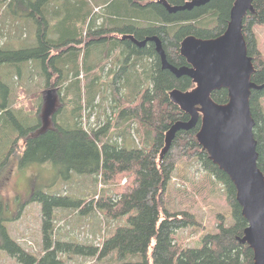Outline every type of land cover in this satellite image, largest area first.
I'll use <instances>...</instances> for the list:
<instances>
[{
	"label": "trees",
	"instance_id": "obj_1",
	"mask_svg": "<svg viewBox=\"0 0 264 264\" xmlns=\"http://www.w3.org/2000/svg\"><path fill=\"white\" fill-rule=\"evenodd\" d=\"M9 1V8L17 9V12L32 7L33 12L29 15L27 13L25 17L35 18L39 23V31L35 34L34 47L8 50L0 45V68L3 65L19 68L24 63L39 61L42 62L43 70L47 75L48 88L63 86L68 78L67 65L60 60L59 63H63V68L58 65L59 76L53 79L54 73L50 72V68H55V62L60 59L59 54H54L53 51L59 52L62 48L72 45L67 52L72 57H77L74 53L76 47L73 46L82 43L80 38L84 35V27H96L98 24L101 25L98 29L102 30L103 26L107 27L109 23L113 26L110 31L122 37L118 40L112 35V40H116L113 45L115 42L118 45L125 44L126 50L123 53L126 61L129 62L132 55L137 58L149 57L153 60V67L150 73L151 86L139 97L138 102L135 103V95L128 99L121 96V104L127 100V106L119 107L117 123L114 124V119L109 116L107 123L94 127L91 131L84 128L80 88L77 89L79 96L75 98L77 106L72 107L73 119L66 125L59 124L53 119V124L43 129V115L40 117L42 122L27 125L12 111L11 88L0 76V131L5 134L6 129H9L7 117L13 120L19 130L8 154L0 163V178L11 167L10 161L16 155L19 157L21 168L32 164H52L61 166L70 173L100 177L101 182L113 186L116 185L115 183L120 184L122 179L131 175L125 187L117 184L119 191L114 196L109 197L105 194L101 198L98 196V200L74 201L68 196L47 194L44 191L33 194L32 202L42 206L43 253L38 256L27 251L4 226H0L3 235L0 251H6L19 264H68L73 257L84 260L95 259L99 262L106 260L110 264H254V252L239 241L244 236L248 222L238 204L236 187L228 175L214 165L197 140L201 121L193 130L177 133L169 151L162 157V152L167 146V133L172 126L179 121L190 120V116L172 102L171 93L193 90L195 87L193 80L186 76L177 78L169 70L163 69L155 43L147 42L145 46L139 47L135 42L127 39V36H131L135 41H144L157 37L171 64L176 67L188 66L186 58L181 53L183 42L190 37L211 40L224 34L236 0H211L208 4L194 7L192 10L177 12H170L166 4L177 7L192 0H123V2L113 0L111 3V0L102 3L101 0H83V2L69 0L68 5L56 0L51 11H48V6H44L43 9L38 8V12L35 9L36 3L32 0H2L0 10L6 7L4 3L8 4ZM90 2H93L94 9L109 5L108 15L112 13L110 18L104 19L103 23L94 20L91 17ZM253 6L255 12L245 17L243 33L249 56L253 58L255 65L252 80L257 85L264 86V61L258 50L254 31L255 27L264 26V0H256ZM59 8L66 12L64 18L60 16ZM137 11H142L144 17H137ZM49 12H53L57 19L47 20L45 13L48 16ZM141 19L142 23L145 22V27L139 25L138 20ZM50 26L63 36L53 40L48 38ZM59 26L62 27V32L59 31ZM99 33L106 34V31ZM104 39L99 40L100 45L107 44L103 42ZM89 59L90 57L86 62ZM72 63L75 65L73 68L76 69L74 78H78L79 59L75 58ZM131 65L134 66V70L129 71V74L135 75L136 61L128 66ZM125 70L126 68H123L120 72L111 73H114V79H119ZM59 77L63 79L60 84ZM135 83L139 86L141 82L137 79ZM69 87L66 89L70 90ZM87 95L89 96L90 93ZM212 98L218 104H227L228 90L215 91ZM94 99L95 97L88 98L89 106H93ZM263 100L264 88L252 92L250 104L256 123L254 134L258 143V165L264 173ZM118 111H114L113 114ZM136 123L146 127L147 136L152 139L151 143L145 140L142 147L139 144L136 145L137 147L134 146L135 141L134 145L128 144L131 142L130 137L135 136L137 139ZM122 124H127L128 140L124 137V133L118 131ZM117 132L121 134L116 135ZM20 142L25 144L22 151ZM178 155L190 158V161L197 159L201 163L209 179L223 187L231 210L233 223H228L225 214H219L218 232L201 235L197 242L200 248L180 243L182 239L180 232L199 229L201 224L197 215L187 209L180 212L173 211L171 204L165 201L177 167L175 159ZM187 180L191 183L192 178ZM84 210L88 215L84 218H95V214L104 217L100 216L105 237L94 242L96 237L87 243L65 241L66 236L58 232L59 221L68 220L73 214L80 216ZM124 218L128 219L126 224L118 225V221Z\"/></svg>",
	"mask_w": 264,
	"mask_h": 264
},
{
	"label": "rangeland",
	"instance_id": "obj_2",
	"mask_svg": "<svg viewBox=\"0 0 264 264\" xmlns=\"http://www.w3.org/2000/svg\"><path fill=\"white\" fill-rule=\"evenodd\" d=\"M32 1L36 3V11L40 7L43 9L44 6H48V11H51L50 9L53 8L52 6L56 0ZM59 1H63L65 5L69 4V0ZM104 1L101 0L100 3ZM79 2H83V0ZM120 2H123V0H120ZM90 3L92 5V7L90 6L91 17L94 20H99L103 23L104 19L107 20L112 15V13L108 15L110 11L108 8L109 5L94 9L93 2ZM9 4L10 1L8 4L4 3L6 7L0 10V45L8 50H21L34 47L36 45L35 34H38L39 23L33 17H25L27 13L29 15L33 12L32 7L25 8V11L17 12V9L9 8ZM137 12V17H144L142 11ZM59 13L62 18L66 16V12L61 8H59ZM45 16L47 20L51 18L57 19L53 12H49L48 16L45 13ZM120 22L123 21L120 20ZM138 23L141 27L146 26L144 25L145 22L142 23V19L138 20ZM111 25L112 23H109L107 27L104 25L102 30L98 29L101 27L98 24L96 27L85 26L84 35L80 38L82 43L78 46H73L76 47L74 53L77 57H72L67 52L72 48V45L62 48L59 52L56 50L53 51L54 54H59L60 57L54 64L55 68L49 67L50 72L54 73L53 79H57L59 76L57 72L59 70L58 65L60 68H63V63H59L60 60L64 61L67 65V83L63 86L59 85L58 88H48L47 75L45 70H43L42 62L33 61L24 63L19 68L3 65L0 68V76L11 88L12 111L27 125H34L38 121L42 122L40 117L45 114L43 110L45 104L44 92L49 89H57V94L59 95L58 104L55 107L57 109L55 114L53 113L48 117V127H50L53 119L59 124L66 125V123H69L73 119L72 107L77 106L75 98L79 96L77 89L80 88L83 103L82 116L84 128L91 131L94 127L104 125L108 122L109 116H112L111 118L114 119V124H116L118 113L120 112L119 107L127 106V100L121 104V96L124 99H128L135 95V103H137L139 97L150 88V73L153 67V60L149 57L137 58L132 55L131 60L127 62L123 53L126 50L125 44L119 43L118 45L115 42L113 45V42L116 40H112V35L118 40L122 37L110 31V28L113 27ZM58 29L62 32L61 26ZM49 31L50 33L47 35L52 40L58 37L60 39L63 36L61 33V35L58 34L53 26L49 27ZM101 31H106V34L99 33ZM254 31L258 41V50L264 61V26H257ZM101 39H104L105 41L103 42L107 44L100 45L101 41L99 40ZM127 39H130V37ZM88 57L90 59L86 62ZM75 58L77 60L79 59L80 74L78 78H74L76 69L73 68L75 65H73L72 61ZM134 61H136L135 68L137 69L135 75L129 74V71L134 70V66H128L129 64H133ZM100 63L101 65H99ZM123 68H126V70L121 78L114 79L115 75L113 74L120 72ZM111 72L114 73L112 74ZM137 79L141 82L139 86L135 83ZM62 80L59 77V84ZM68 86H70V90L66 89ZM88 93H90L89 96L87 95ZM90 97H95L93 106L88 105V98ZM116 110L119 111L113 114ZM7 119L9 120V129H6L5 134H2L0 131V163L5 159V156L8 154L14 140L19 134V130L13 120L9 117ZM43 123L45 124L44 120ZM126 126L127 124L120 125L118 131L124 133V137L127 139L128 132ZM136 127L137 132L140 133L138 134L136 132L137 139L135 136H133L134 140L130 137L129 141L131 142H128V144L134 145L133 142L135 141L134 146L139 144L142 147L145 140L151 143L152 139H149L147 136L146 127L139 123L135 124V129ZM120 134L117 132L116 135ZM19 145L21 151L24 150V142H20ZM16 156L10 161L11 167L0 178V205L2 206L0 207V226H4L8 233L27 251L38 256L43 253L41 235L42 206L37 202H32L33 194L44 191L47 194L68 196L74 201H78L79 199L89 201L93 199L98 200V196L101 198L105 194L109 197L114 196L119 191V186L125 187L131 178V175H129L127 177L128 179L124 178L120 184L115 183L116 185L113 186L101 182L100 177L82 176L76 172L70 173L63 167L52 164H32L21 168L19 157ZM175 162L177 167L165 196V201L171 204L173 211L180 212L183 209H187L197 215L201 224L199 229L197 231L188 229L180 232L182 236L180 243L194 248H200L197 242L201 235L218 232L219 214H225L228 218V223H233L231 210L228 206L229 203L227 202L223 187L219 183L214 184V181L209 179V176L203 171L202 165L197 159L190 161V158H183L182 155H178ZM190 178H192L191 183L187 180ZM80 216L73 214L70 219H61L59 221L60 227L58 232L69 237L65 241L87 243L92 240L87 235L89 226L86 223L89 218H84L88 216L86 211L84 210ZM127 220L124 218L118 221V225H125ZM103 233L104 229L102 228L98 238ZM2 241L3 235L0 228V243ZM0 264L19 263L16 259L10 257L6 251L1 250ZM68 264H110V262H106V260L99 262L95 259L84 260L73 257L68 261Z\"/></svg>",
	"mask_w": 264,
	"mask_h": 264
},
{
	"label": "water",
	"instance_id": "obj_3",
	"mask_svg": "<svg viewBox=\"0 0 264 264\" xmlns=\"http://www.w3.org/2000/svg\"><path fill=\"white\" fill-rule=\"evenodd\" d=\"M211 0H192L183 6L167 5L170 12L192 10ZM256 0H236L231 10L230 22L224 34L211 40L187 38L181 48L188 66L176 67L167 60L161 41L157 37L135 41L138 45L153 42L161 58L162 68L177 78L193 80L196 87L188 92L174 91L172 102L190 116L187 122L179 121L167 133V146L162 157L180 131L193 130L201 121L198 142L210 160L228 175L236 187L237 201L248 222L241 244L254 252V264H264V173L260 170L258 143L255 138V120L251 112L253 91L264 86L253 82L255 65L249 56L243 33L244 19L254 14ZM131 40H135L133 37ZM228 90L229 102L218 104L212 94ZM57 89L44 92L43 120L55 113ZM44 104V106H45Z\"/></svg>",
	"mask_w": 264,
	"mask_h": 264
},
{
	"label": "crops",
	"instance_id": "obj_4",
	"mask_svg": "<svg viewBox=\"0 0 264 264\" xmlns=\"http://www.w3.org/2000/svg\"><path fill=\"white\" fill-rule=\"evenodd\" d=\"M76 1H80V0H76ZM98 8H102V7L99 6ZM62 215H64V214H62ZM100 216H102V215L95 214V218H92V219L89 218V219H87V223H86L87 226H89V228H88V234L87 235H89L91 237V239H95L97 237V239L94 242H96L97 240H101L102 238L105 237V234L103 233L101 235V237L98 238V235L100 234L101 228H102V219L100 218ZM111 232H110V235L112 234ZM66 238H67V240L69 239L68 237H66Z\"/></svg>",
	"mask_w": 264,
	"mask_h": 264
},
{
	"label": "flooded vegetation",
	"instance_id": "obj_5",
	"mask_svg": "<svg viewBox=\"0 0 264 264\" xmlns=\"http://www.w3.org/2000/svg\"><path fill=\"white\" fill-rule=\"evenodd\" d=\"M138 46H139V47H143V46H145V45H138ZM58 98H59V95L57 94V96H56L57 103H58ZM59 107H60V106H59ZM44 108H46V104H45ZM56 109H57V108H56ZM56 109H55V112H56ZM54 114H55V113H54ZM48 126H49V123L44 124V125H43V129H46Z\"/></svg>",
	"mask_w": 264,
	"mask_h": 264
}]
</instances>
